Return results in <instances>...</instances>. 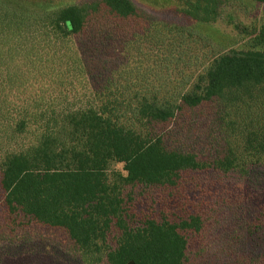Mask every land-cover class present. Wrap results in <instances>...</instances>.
<instances>
[{
    "label": "trees",
    "instance_id": "obj_1",
    "mask_svg": "<svg viewBox=\"0 0 264 264\" xmlns=\"http://www.w3.org/2000/svg\"><path fill=\"white\" fill-rule=\"evenodd\" d=\"M184 5L197 23L215 22L221 14L220 0H184ZM107 15L117 21L141 16L131 0H95L45 14L33 24L28 59L39 55L43 77L61 88L55 98L42 88L32 114L28 117L25 108V116L13 119L15 131H29L33 140L2 159L3 204L10 214L63 231L84 264H189V249L204 227L203 212L173 206V213L160 210L132 226L128 218L136 221L130 210L133 195L125 190L174 192L185 171L228 172L244 166L242 154L231 146L205 161L170 144L169 128L158 130L183 107L211 99L220 104V126L231 128L244 150L264 153V24L251 48L228 50L221 45L203 73L167 96L162 85L139 86L147 78L128 62L116 64L108 75L92 76L82 46L93 18ZM96 25L98 30L104 26ZM134 37L124 42L132 44ZM98 41L112 45L106 37L89 44L98 47ZM68 81L78 84V89L70 86L71 96L65 88ZM111 228L116 230L113 246Z\"/></svg>",
    "mask_w": 264,
    "mask_h": 264
},
{
    "label": "rangeland",
    "instance_id": "obj_2",
    "mask_svg": "<svg viewBox=\"0 0 264 264\" xmlns=\"http://www.w3.org/2000/svg\"><path fill=\"white\" fill-rule=\"evenodd\" d=\"M91 1L95 0H0V164L7 152L19 150L33 140L29 131H15L13 119L25 116V108L28 117L32 114L34 100L42 96V88L46 87L48 97L54 98L61 88L58 82L43 77L39 55L28 59L33 24L44 19L45 14ZM131 1L139 9L140 18H93L94 27L87 29L83 53L93 77L102 72L108 75L116 64L128 62L129 68L143 72L139 75L147 78L138 82L139 86L162 85L167 96L187 79L191 84L203 73L209 56L221 45L228 50L251 48L254 34L264 24V4L253 0H220V17L204 24L186 15L184 0ZM96 22L104 25L103 31L98 30ZM132 34L136 41L125 43ZM116 36L117 44H113ZM103 37L111 39L112 45L99 41L95 42L98 47L89 44ZM69 81L65 84L68 92L72 91L70 86L78 89L76 82L71 85ZM219 110L217 99L183 107L168 126L157 128H169L170 144L194 152L205 161L222 155L226 146H231L242 154L244 166L228 172L209 168L185 171L174 192L128 187L125 193H132L130 210L136 215V221L128 218V222L136 226L143 216L165 209L173 213V206L187 205L204 214V227L189 249V264L262 263L264 153L244 150L231 128L220 126ZM115 167L121 169L122 164ZM3 198L0 187V264H84L63 231L8 213ZM115 235L116 230L111 228L108 239L112 246Z\"/></svg>",
    "mask_w": 264,
    "mask_h": 264
}]
</instances>
